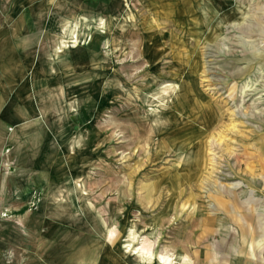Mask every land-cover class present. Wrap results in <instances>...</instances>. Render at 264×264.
<instances>
[{
  "label": "rangeland",
  "instance_id": "obj_1",
  "mask_svg": "<svg viewBox=\"0 0 264 264\" xmlns=\"http://www.w3.org/2000/svg\"><path fill=\"white\" fill-rule=\"evenodd\" d=\"M0 137V264H258L264 0H0Z\"/></svg>",
  "mask_w": 264,
  "mask_h": 264
},
{
  "label": "crops",
  "instance_id": "obj_2",
  "mask_svg": "<svg viewBox=\"0 0 264 264\" xmlns=\"http://www.w3.org/2000/svg\"><path fill=\"white\" fill-rule=\"evenodd\" d=\"M5 140H6V138L0 137V145L4 144ZM255 249L259 250V251H264V246L263 245H259V247L255 248ZM201 261H203V260H199V262H201ZM199 262L197 261V264H200ZM202 264H203V262H202ZM258 264H264V259H259L258 260Z\"/></svg>",
  "mask_w": 264,
  "mask_h": 264
}]
</instances>
